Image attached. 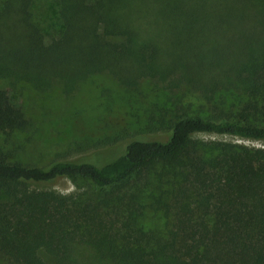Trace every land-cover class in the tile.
<instances>
[{
    "label": "trees",
    "instance_id": "1",
    "mask_svg": "<svg viewBox=\"0 0 264 264\" xmlns=\"http://www.w3.org/2000/svg\"><path fill=\"white\" fill-rule=\"evenodd\" d=\"M57 4L62 31L49 41L33 0L0 4V134L28 128L10 97L17 89L60 86L72 99L103 75L110 96L134 94L155 112L139 134L95 150L123 148L102 167L90 156L35 167L0 149L6 264H264V148L192 140L264 143V0ZM64 178L88 181L94 198L31 188ZM137 178L157 183L147 206L120 192ZM132 207L160 224L138 225ZM109 209L125 211L116 223Z\"/></svg>",
    "mask_w": 264,
    "mask_h": 264
},
{
    "label": "rangeland",
    "instance_id": "2",
    "mask_svg": "<svg viewBox=\"0 0 264 264\" xmlns=\"http://www.w3.org/2000/svg\"><path fill=\"white\" fill-rule=\"evenodd\" d=\"M2 1L0 0V4ZM32 10L33 20L43 31L46 41L60 35L62 25L58 17L57 0H33ZM112 82L107 75L88 79L82 83L79 95L78 92L74 93L72 99L62 94L60 86L53 87L48 93H39L29 88L22 91L17 89L10 97L25 113L29 125L19 134L8 137L0 134V149H4L5 152L9 150L8 153L13 160L35 167H44L53 161L74 160L87 156L90 157L86 163L97 167L112 162L121 154L119 152L123 150L122 147H117L106 154L96 153L95 150H107L108 145L118 136H123L122 134L128 136L139 134L144 130L146 116L155 112L152 102H148L147 99L139 100L134 94H125L124 100L119 95L110 96L107 92L113 88ZM192 140L264 148L263 142L234 137L195 135ZM156 185L157 183L152 180L137 178L121 188L120 192L127 196H136L138 203L147 206L149 196L153 194ZM31 188L84 200L94 198L92 186L85 180L72 181L64 178L54 184L32 185ZM3 200V197H0V201ZM124 211L109 209L107 217L117 223ZM131 211L136 214L138 225L154 228L160 224L149 211L140 215L133 207ZM36 255L45 261L51 260L44 249H38ZM0 261L6 264L1 256Z\"/></svg>",
    "mask_w": 264,
    "mask_h": 264
}]
</instances>
